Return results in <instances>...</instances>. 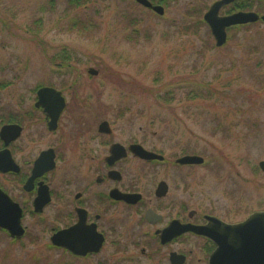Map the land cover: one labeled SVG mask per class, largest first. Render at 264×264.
Wrapping results in <instances>:
<instances>
[{
	"label": "rangeland",
	"instance_id": "374dc122",
	"mask_svg": "<svg viewBox=\"0 0 264 264\" xmlns=\"http://www.w3.org/2000/svg\"><path fill=\"white\" fill-rule=\"evenodd\" d=\"M152 1L162 16L134 0H0V118L22 120L17 113L33 105L35 90L52 87L68 100L63 131L70 133V112L81 125L110 121L118 140L145 136L168 157H206L210 163L192 169L187 191L175 188V199L211 211L226 203L240 219L264 209L263 32L256 31L258 43L240 31L216 47L203 15L217 0ZM251 45L256 54L249 56ZM22 123L27 137L31 124ZM30 139L33 152L53 140ZM76 159L58 162L52 203L43 218L26 216L21 241L0 232V264H95L47 246L50 228L63 223L60 170ZM0 183L21 199L18 179L0 176Z\"/></svg>",
	"mask_w": 264,
	"mask_h": 264
},
{
	"label": "flooded vegetation",
	"instance_id": "af4514ba",
	"mask_svg": "<svg viewBox=\"0 0 264 264\" xmlns=\"http://www.w3.org/2000/svg\"><path fill=\"white\" fill-rule=\"evenodd\" d=\"M233 14H254L258 19L226 27L225 44L229 42L231 33L236 35L240 31L252 32L249 38L253 41L250 43H258L254 40L256 31L259 29L264 35V0H235L219 10L221 17ZM245 53L249 56L256 54V45L248 46ZM40 88L34 92L33 105L17 113L22 120L16 118L19 115L0 118V131L7 125L19 127L17 131L11 130L9 136L13 138L7 144L0 137V160L16 169L0 172V176L18 179L22 191L21 199L17 200L0 183V190L21 209L23 236L11 238L5 230H0L11 242H19L26 236L27 227L23 221L27 215L43 218L53 199L52 174L58 168V162L65 164L61 159L72 155L77 158L76 162L60 170V184L64 194H58V214L63 223L59 227L50 228L47 236L49 249L61 251L78 263L227 264L230 251L240 249V245L245 243L240 231L235 230L237 227L234 226L240 225L254 213H264V209L254 210L240 219L237 218L239 209L235 206L231 209L226 203L221 210L211 211L202 206L192 207L190 200L174 198L175 188L187 191L193 168L210 163L206 157L192 153L168 157L163 151L147 145L145 136L118 140L114 137L116 129L110 121H85L81 125L79 121L73 120L76 115L70 112V133L66 132L67 129L63 131L62 118L68 108L66 94L55 89L64 98L65 106L56 122L51 123L52 119L44 108L35 105ZM23 120L31 124L27 137V127L22 123ZM32 137H51L53 140L45 148L33 152L26 149L27 144L34 142L30 139ZM142 150L161 158H143ZM44 154H47L46 159L40 167ZM191 155L200 156L203 162L198 165L177 162ZM19 157L27 158L20 162ZM50 157L52 168L37 175L36 169L42 168ZM260 162L258 168L264 173L259 166ZM254 169L252 166L250 170L253 176ZM45 191H48L50 201L38 211L35 203L40 199V193L43 195ZM261 226L259 223V228ZM72 227V241L77 253L51 242L55 233ZM192 227L205 228L207 234L195 233ZM214 237L218 244L214 242ZM231 263L240 264V260L236 257Z\"/></svg>",
	"mask_w": 264,
	"mask_h": 264
},
{
	"label": "water",
	"instance_id": "95a60500",
	"mask_svg": "<svg viewBox=\"0 0 264 264\" xmlns=\"http://www.w3.org/2000/svg\"><path fill=\"white\" fill-rule=\"evenodd\" d=\"M139 5L151 9L158 15L163 14V8L160 5H152L149 0H134ZM235 1V0H218L214 2L206 13L203 15L204 21L208 24L212 37L215 40V46L221 47L225 44L226 32L225 28L239 22L254 21L258 17L254 14H233L226 17L219 16V10L222 6ZM264 21V17H262ZM89 72L93 75H96V71L89 69ZM38 100L36 102L37 107H43L44 111L51 117V123H55L58 115L63 110L65 106L64 98L61 96V93L51 87H42L37 92ZM51 127V124H50ZM18 126L7 125L3 126L0 131V137L5 140L7 144L10 139L9 134L11 130L17 131ZM143 151L141 155L143 158L152 159V158H161L153 153L148 151ZM44 154L40 162V167L43 165V162L46 159ZM203 159L199 156H184L177 160L180 164H201ZM39 164V162L37 163ZM52 159L49 158V161L42 167L36 169L37 175L40 173L49 170L52 168ZM260 168L264 171V161L260 162ZM9 170H16L11 164L3 163L0 160V172H7ZM35 174V173H34ZM27 188V184L25 185ZM50 201V196L48 191H45L44 194L40 193V199L35 203L36 210H40L44 204ZM21 220V209L20 207L11 201L7 194L0 190V229H4L11 237L20 238L24 233V229L20 224ZM259 223L261 227L259 228ZM235 230L240 231L241 239L245 242L240 245V249L231 250L230 257L227 260V264H232L236 257L239 258L240 264H264V213H254L240 225H236ZM233 228V227H232ZM192 230L195 233L206 235L205 228L202 227H192ZM73 227L55 233L51 242L55 246H63L72 253H77V248L73 243ZM214 242L218 244L217 238L214 237ZM217 253V252H216ZM84 254V253H82ZM216 255V254H215Z\"/></svg>",
	"mask_w": 264,
	"mask_h": 264
},
{
	"label": "trees",
	"instance_id": "16d2710c",
	"mask_svg": "<svg viewBox=\"0 0 264 264\" xmlns=\"http://www.w3.org/2000/svg\"><path fill=\"white\" fill-rule=\"evenodd\" d=\"M151 2L153 3V1L151 0ZM159 4H162L161 2H158ZM154 4V3H153Z\"/></svg>",
	"mask_w": 264,
	"mask_h": 264
}]
</instances>
